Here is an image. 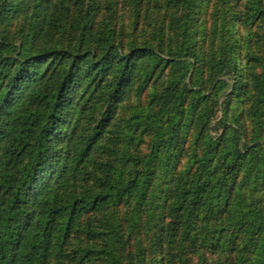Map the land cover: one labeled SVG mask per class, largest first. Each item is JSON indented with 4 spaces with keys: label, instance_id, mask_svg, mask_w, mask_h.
<instances>
[{
    "label": "trees",
    "instance_id": "1",
    "mask_svg": "<svg viewBox=\"0 0 264 264\" xmlns=\"http://www.w3.org/2000/svg\"><path fill=\"white\" fill-rule=\"evenodd\" d=\"M0 264H264V0H0Z\"/></svg>",
    "mask_w": 264,
    "mask_h": 264
}]
</instances>
